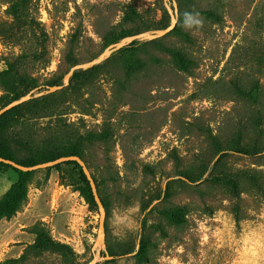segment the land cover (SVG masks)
Segmentation results:
<instances>
[{
  "label": "rangeland",
  "instance_id": "374dc122",
  "mask_svg": "<svg viewBox=\"0 0 264 264\" xmlns=\"http://www.w3.org/2000/svg\"><path fill=\"white\" fill-rule=\"evenodd\" d=\"M11 1L0 0L2 102L18 84L7 61L21 54L19 72L44 84L65 74L68 54L77 63L95 58L112 30L170 24L163 0H30L19 18ZM174 2L171 31L137 40L134 56L130 43L113 52L80 90L58 95L52 116L26 114L8 136L39 146L59 117L75 132L101 134L84 145L111 256L101 251L95 264H264V0ZM164 48L182 53L184 66ZM256 83L254 102L235 89ZM236 144L253 153L233 152ZM16 179L0 171V197ZM82 187L72 164L33 170L25 202L0 220V262L87 264L99 213ZM38 221L72 257L21 258Z\"/></svg>",
  "mask_w": 264,
  "mask_h": 264
},
{
  "label": "trees",
  "instance_id": "16d2710c",
  "mask_svg": "<svg viewBox=\"0 0 264 264\" xmlns=\"http://www.w3.org/2000/svg\"><path fill=\"white\" fill-rule=\"evenodd\" d=\"M29 1L30 0H13L10 2L8 9L15 16V18H19ZM205 13H209L210 15H212V12L209 11ZM134 16H137V13L135 11L133 16L125 15V22L129 23L131 21H134ZM149 28L150 27L148 26H144V29ZM138 31L139 29H133L132 27L128 26H123L122 29L120 28L119 31H110L108 33V39L105 43V48L108 45L117 42L124 36L133 35L135 32ZM156 41L157 40H152L150 42L153 43ZM137 44L140 43L138 41H132L128 45V48L132 49V52L129 53L130 56L135 55L136 48L134 46ZM164 49H166L171 54V57L174 59V63L177 67L182 68L184 66L186 59L182 53L174 49ZM122 50L123 49H120L117 52H122ZM32 55L33 57H36L34 54ZM27 57V55L21 54L17 56L14 61H7V66L9 70L11 71L13 76L18 79V84L16 90H11V97L4 100L3 102L2 100H0V103H3L1 104L0 108L10 103L11 101L25 95L31 90H34L36 88L39 89L44 86L47 88L48 86L59 85L62 83L64 75L55 76L44 82V84H39L35 77L25 72H19L17 65L19 63H22L21 58L23 59ZM67 62L69 65L67 71L70 69V67L77 64L76 60H74V58L70 54H68L67 56ZM97 69L98 66H93L86 70L75 71L70 77L67 87L63 91H55L53 93L44 94V96H39L30 100L29 102H22L23 104L20 103L2 113L0 115V157L10 159L24 166H32L38 163L54 160L61 156L69 155L78 156L84 161V145L94 144L96 141L103 140L101 134L93 132H75L74 130H72L71 126L67 124L65 120H63L61 117L56 118L55 124L51 128V132L39 146H32L28 142L12 139L8 136V131L15 125V123L18 122L19 118L24 117L26 114H35L43 111V113H46V116H52V105L59 101L58 97L61 95V93H63L64 91L75 93L76 91L80 90L83 84L95 75ZM235 89L242 97L248 99L249 101L254 102L257 98V83L254 84L253 88H251L250 90H243L239 87H236ZM230 149L233 152L242 154L253 153V150L245 148L240 144H236ZM219 152H222V150L219 149ZM221 156H223V154H220V157ZM64 164H72L77 168L79 177L83 183L82 190L87 201L92 206L97 207L91 192L89 182L77 162L65 161L56 164L52 167L58 168L59 166ZM7 169H12L17 174V179L0 197V220L2 218L9 219L15 214L16 211L19 210V208L25 202L27 184L29 183L30 177L32 175V171L24 172L0 161V171L4 172ZM184 176L190 181L193 180V178H191L189 174H186ZM100 201L103 203V205H105L101 198ZM29 231L34 235V240L32 244H29L25 247L24 253L21 255V258H23L27 254V252L32 253L34 256H40L44 252L57 253L62 257L64 262L66 261L67 257L73 256V251L70 246L63 242L55 240L50 235L48 229H46L42 222H35L29 228ZM19 261L20 259H6L1 261L0 264H13Z\"/></svg>",
  "mask_w": 264,
  "mask_h": 264
},
{
  "label": "water",
  "instance_id": "95a60500",
  "mask_svg": "<svg viewBox=\"0 0 264 264\" xmlns=\"http://www.w3.org/2000/svg\"><path fill=\"white\" fill-rule=\"evenodd\" d=\"M164 6L170 16V24L163 28V29H158V30H152V31H144L140 32L137 34H133L127 37L121 38L119 41L112 43L108 45L102 52H100L95 58L84 62V63H77L70 67V69L64 74L62 83L59 85H52L48 86L45 90H40L37 91L38 88L31 90L30 92L26 93L25 95L19 97L18 99H15L11 101L10 103L6 104L5 106L0 108V115L4 113L5 111L11 109L12 107L25 102L29 100L31 97H39L44 94L48 93H53L55 91H58L64 87H66L69 83V79L72 76V74L77 71V70H86L91 68L92 66H95L99 63H101L103 60L108 58L113 52L123 48L127 44L131 43L132 41H137V40H152L159 38L169 31H171L174 27V24L176 22V6L174 0H163ZM0 161L6 164L11 165L12 167L19 169L21 171H33L36 169H42V168H47V167H52L56 164H59L61 162L65 161H75L79 164V166L82 169V172L84 173L86 179L89 182L91 192L94 198V201L96 203L98 213H99V220H98V227H97V234L95 241L93 243L92 249H96V252L94 253L93 257L87 264H95L98 260H101L103 257L100 256V252L102 251L104 254V258L108 259L111 258V256L108 255V253L105 250V226H104V219H105V209L100 201V198L97 193V189L95 186V182L85 164V162L78 156L75 155H69V156H61L58 157L54 160L38 163L32 166H24L21 164H18L10 159H5L0 157Z\"/></svg>",
  "mask_w": 264,
  "mask_h": 264
}]
</instances>
